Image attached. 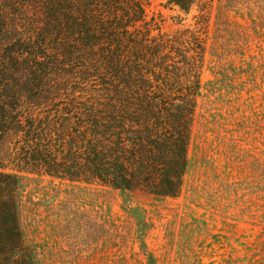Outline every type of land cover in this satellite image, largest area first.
<instances>
[{"label":"trees","instance_id":"trees-1","mask_svg":"<svg viewBox=\"0 0 264 264\" xmlns=\"http://www.w3.org/2000/svg\"><path fill=\"white\" fill-rule=\"evenodd\" d=\"M237 1L264 14V0ZM207 23L166 32L143 0H0V253L21 246L23 177L177 195L215 81H201Z\"/></svg>","mask_w":264,"mask_h":264},{"label":"rangeland","instance_id":"rangeland-1","mask_svg":"<svg viewBox=\"0 0 264 264\" xmlns=\"http://www.w3.org/2000/svg\"><path fill=\"white\" fill-rule=\"evenodd\" d=\"M143 3L166 32L208 15L201 81H215L198 102L179 192L124 199L102 185L23 177L21 246L0 264H25L24 243L35 264H264V14L237 0H194L188 13Z\"/></svg>","mask_w":264,"mask_h":264}]
</instances>
